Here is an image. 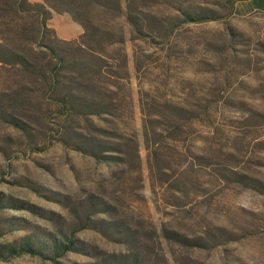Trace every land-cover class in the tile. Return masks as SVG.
Here are the masks:
<instances>
[{
	"label": "rangeland",
	"instance_id": "374dc122",
	"mask_svg": "<svg viewBox=\"0 0 264 264\" xmlns=\"http://www.w3.org/2000/svg\"><path fill=\"white\" fill-rule=\"evenodd\" d=\"M26 1L85 35L0 0V264H264V15Z\"/></svg>",
	"mask_w": 264,
	"mask_h": 264
},
{
	"label": "trees",
	"instance_id": "16d2710c",
	"mask_svg": "<svg viewBox=\"0 0 264 264\" xmlns=\"http://www.w3.org/2000/svg\"><path fill=\"white\" fill-rule=\"evenodd\" d=\"M59 3H66L67 0H57ZM65 1V2H64ZM24 3L28 6V10H22L25 13H31L33 12V14L37 15V24L39 26V30H45L47 28L46 26V22L50 20L51 18V10L52 11H57L59 9H57L56 7H51L48 6L45 7L44 4H30L28 3L26 0H24ZM47 4V3H46ZM48 5V4H47ZM63 12L69 13L73 19V21L75 23H77L78 25H80L82 28H84V24L83 22H81L79 20V18L76 16V14H73L70 10H63ZM185 17L187 21L190 22H202L204 21V18H202V16L199 15H190L188 13H185ZM210 20H215L217 18H209ZM85 33H81L80 36H84ZM65 241L66 243L62 242V241H58L52 244L51 248L53 251H62L65 252L69 249H73L74 245H75V240L74 239H70L68 237H65ZM5 252L7 253V255L10 256H14V255H21L22 253H30V254H36L38 253L36 248H35V244L31 241L30 238L25 237V239H23L21 242L19 243H14V244H8L5 247ZM136 261L133 262V264H135Z\"/></svg>",
	"mask_w": 264,
	"mask_h": 264
},
{
	"label": "crops",
	"instance_id": "0c3cea01",
	"mask_svg": "<svg viewBox=\"0 0 264 264\" xmlns=\"http://www.w3.org/2000/svg\"><path fill=\"white\" fill-rule=\"evenodd\" d=\"M234 10L236 14L241 15V16H248L251 14H263L264 15V0H237L234 6ZM62 18L66 20L71 19L73 21V19L67 14H53L49 20V25L51 29L55 32L58 39L71 40L81 35L82 33L81 26L73 21L75 24L79 26V30L76 36L71 39L62 38L59 35L58 27L55 26V19L61 20Z\"/></svg>",
	"mask_w": 264,
	"mask_h": 264
}]
</instances>
